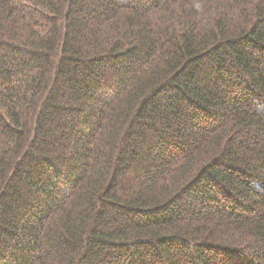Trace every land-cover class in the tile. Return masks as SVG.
Here are the masks:
<instances>
[{"label":"trees","instance_id":"trees-1","mask_svg":"<svg viewBox=\"0 0 264 264\" xmlns=\"http://www.w3.org/2000/svg\"><path fill=\"white\" fill-rule=\"evenodd\" d=\"M0 264H264V0H0Z\"/></svg>","mask_w":264,"mask_h":264}]
</instances>
